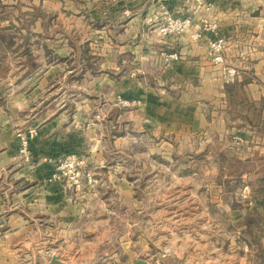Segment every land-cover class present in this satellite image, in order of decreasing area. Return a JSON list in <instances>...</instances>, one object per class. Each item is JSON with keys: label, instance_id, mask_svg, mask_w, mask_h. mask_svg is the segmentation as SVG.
<instances>
[{"label": "rangeland", "instance_id": "374dc122", "mask_svg": "<svg viewBox=\"0 0 264 264\" xmlns=\"http://www.w3.org/2000/svg\"><path fill=\"white\" fill-rule=\"evenodd\" d=\"M152 2L0 0V151L47 116L80 125L68 156L103 200L91 210L115 216L86 247L71 239L62 264H264V41L259 64L227 46L216 62L210 43L206 62L152 59ZM149 94L182 105L175 126H150ZM13 167L0 180L15 183ZM10 248L3 264H51L31 229Z\"/></svg>", "mask_w": 264, "mask_h": 264}, {"label": "crops", "instance_id": "0c3cea01", "mask_svg": "<svg viewBox=\"0 0 264 264\" xmlns=\"http://www.w3.org/2000/svg\"><path fill=\"white\" fill-rule=\"evenodd\" d=\"M144 1L148 0H128L129 3L138 4ZM206 7L210 8L206 10ZM140 12L148 17L141 30L153 33L154 41L149 52L152 59L163 60L164 52L175 50L179 56L177 62H206L207 47L216 34H207L199 41H192L189 36L178 40L171 36H159L156 31L159 20L166 14L190 13L196 19L209 16L218 20V35L227 40L228 59L242 57L244 62L259 64V43L264 41V38L261 39L264 31V0H188L185 4L170 3L165 6L153 0L150 7H145ZM239 50L243 51L241 56ZM148 97L150 102L145 111L148 113L150 126L160 130L175 126L176 119H169L168 112L173 107L183 110L182 105L178 101H158L157 96L150 94ZM35 101L34 98L32 102ZM34 126H37L36 134L29 146L31 162L17 163L20 159L19 141L16 138L8 139L10 144L7 142L0 151V178L3 174L8 177L3 169L5 166L11 168L12 165L14 167L9 170V177L15 179V183L11 184L7 180H0V214L9 228L0 244V264L9 258L10 246L14 242L15 249L24 245L25 234L30 229L39 248H44L47 242L50 261L57 255L62 264L61 256L67 252L71 239L81 238L83 235L86 247V238L95 240L104 237L103 225L113 221L115 216L113 210H107L105 215L91 210L103 203V200L96 198V185L51 178L56 165L79 144L83 135V131L78 128L80 125L73 124L74 127H71L65 116L53 115L42 118ZM100 170L106 172L102 165ZM93 191L95 194L92 196ZM88 223L94 224V227L87 228ZM130 226L132 224L129 223L128 227ZM127 230L129 235L130 229ZM113 233L114 230L110 235ZM128 242L130 243V239Z\"/></svg>", "mask_w": 264, "mask_h": 264}, {"label": "built area", "instance_id": "2783aa9c", "mask_svg": "<svg viewBox=\"0 0 264 264\" xmlns=\"http://www.w3.org/2000/svg\"><path fill=\"white\" fill-rule=\"evenodd\" d=\"M161 3V6H165L169 2H181L183 0H156ZM219 23L217 20H211L209 17H203L200 21L194 20L189 14H166L163 18L162 24L159 26L158 31L162 36H173L180 39L183 36L188 35L190 40L199 41L206 34H216L215 39L210 41V47L213 51L212 57L216 62H222L223 51L227 46V40L218 35ZM169 58H178L177 53H171ZM36 134V130L31 129L25 132L19 133L20 142V158L25 162L31 161L30 153V140ZM80 173L75 168V160L71 157H65L61 163L57 166L51 175L53 180H70L76 184H80ZM88 183L96 181L92 179L91 173L87 174ZM3 219L0 214V244L3 239Z\"/></svg>", "mask_w": 264, "mask_h": 264}, {"label": "water", "instance_id": "95a60500", "mask_svg": "<svg viewBox=\"0 0 264 264\" xmlns=\"http://www.w3.org/2000/svg\"><path fill=\"white\" fill-rule=\"evenodd\" d=\"M60 257L55 255L52 257L51 264H60ZM135 264H146V261L143 259H139L135 262Z\"/></svg>", "mask_w": 264, "mask_h": 264}]
</instances>
